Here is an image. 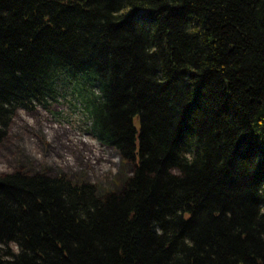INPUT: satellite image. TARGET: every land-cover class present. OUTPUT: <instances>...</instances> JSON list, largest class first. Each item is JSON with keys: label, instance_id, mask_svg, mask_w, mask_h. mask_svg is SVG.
Wrapping results in <instances>:
<instances>
[{"label": "trees", "instance_id": "16d2710c", "mask_svg": "<svg viewBox=\"0 0 264 264\" xmlns=\"http://www.w3.org/2000/svg\"><path fill=\"white\" fill-rule=\"evenodd\" d=\"M60 99L132 172L0 173V264H264V0H0V142Z\"/></svg>", "mask_w": 264, "mask_h": 264}, {"label": "rangeland", "instance_id": "374dc122", "mask_svg": "<svg viewBox=\"0 0 264 264\" xmlns=\"http://www.w3.org/2000/svg\"><path fill=\"white\" fill-rule=\"evenodd\" d=\"M87 125L80 108H69L63 99L46 108L17 109L0 142V173H64L94 183L99 194L118 189L132 166L92 137Z\"/></svg>", "mask_w": 264, "mask_h": 264}, {"label": "water", "instance_id": "95a60500", "mask_svg": "<svg viewBox=\"0 0 264 264\" xmlns=\"http://www.w3.org/2000/svg\"><path fill=\"white\" fill-rule=\"evenodd\" d=\"M80 3H83L85 0H78Z\"/></svg>", "mask_w": 264, "mask_h": 264}]
</instances>
